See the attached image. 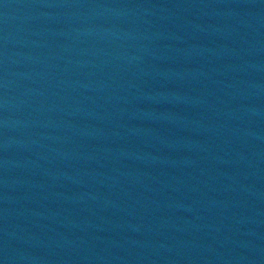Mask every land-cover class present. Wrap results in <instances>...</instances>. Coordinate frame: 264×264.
Masks as SVG:
<instances>
[{
	"label": "water",
	"instance_id": "obj_1",
	"mask_svg": "<svg viewBox=\"0 0 264 264\" xmlns=\"http://www.w3.org/2000/svg\"><path fill=\"white\" fill-rule=\"evenodd\" d=\"M0 264H264V0H0Z\"/></svg>",
	"mask_w": 264,
	"mask_h": 264
}]
</instances>
